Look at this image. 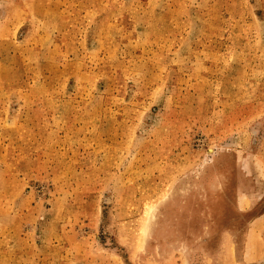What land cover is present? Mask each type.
<instances>
[{
  "label": "rangeland",
  "instance_id": "374dc122",
  "mask_svg": "<svg viewBox=\"0 0 264 264\" xmlns=\"http://www.w3.org/2000/svg\"><path fill=\"white\" fill-rule=\"evenodd\" d=\"M0 264H264V0H0Z\"/></svg>",
  "mask_w": 264,
  "mask_h": 264
}]
</instances>
